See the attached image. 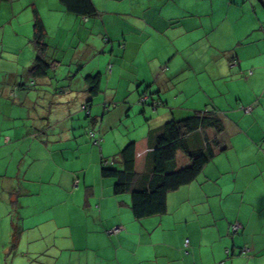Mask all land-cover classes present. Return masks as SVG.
<instances>
[{"label":"crops","instance_id":"0c3cea01","mask_svg":"<svg viewBox=\"0 0 264 264\" xmlns=\"http://www.w3.org/2000/svg\"><path fill=\"white\" fill-rule=\"evenodd\" d=\"M91 2L92 17L58 0L0 2V264H264V0ZM34 11L50 65L37 77ZM206 110L223 121L220 146L164 213L135 218L100 174V141L113 156L146 136L151 150L165 121ZM129 116L145 120L139 134L119 129Z\"/></svg>","mask_w":264,"mask_h":264},{"label":"trees","instance_id":"16d2710c","mask_svg":"<svg viewBox=\"0 0 264 264\" xmlns=\"http://www.w3.org/2000/svg\"><path fill=\"white\" fill-rule=\"evenodd\" d=\"M58 1L66 11L76 16L92 17L96 14L91 0ZM32 27L36 56L29 74L37 77L45 75L50 65L45 59L47 44L44 41V30L35 11ZM85 79L89 83L87 92L94 96L99 92L98 73L86 75ZM84 105L87 109L89 103ZM205 129H211L213 136L209 138L204 135L202 142L192 147L187 142V136L195 131L204 132ZM223 129V121L214 110L196 111L180 119L171 118L159 128L151 150L148 149L146 136L130 140L118 151L116 161H100V174L113 179V193H129L130 209L135 218L162 214L166 210L167 192L196 178L220 146L217 135ZM179 151L188 159V163L181 167H177L175 159ZM147 157L150 158V170L146 173L143 167ZM16 235L17 228L13 226L11 246L15 243Z\"/></svg>","mask_w":264,"mask_h":264},{"label":"rangeland","instance_id":"374dc122","mask_svg":"<svg viewBox=\"0 0 264 264\" xmlns=\"http://www.w3.org/2000/svg\"><path fill=\"white\" fill-rule=\"evenodd\" d=\"M81 118H84V119H87V117L84 115V113H82L81 114V116H80ZM131 116H129V117H125L126 119H125V121H122L120 124H119V129H121V130H126V124H129V127H131L130 128V132H132V131H136V133L135 134H139V133H137L138 131H139V127L140 126H138V122L139 121H141V120H143V122L145 121L143 118H141L140 117V120H139V117H133L132 119L130 118ZM138 118V119H137ZM133 120V124L131 123V121ZM136 136H138V135H136ZM100 145H101V147H102V156L104 157V159H106V160H114V161H116L117 159V156L116 155H107L106 153H105V150H104V144H103V140L102 141H100ZM97 147V146H96ZM84 155V154H83ZM82 155V156H83ZM100 155H98V161L100 160ZM80 160H82V161H84V164L86 165V164H88V163H90L91 161V159H90V155H89V153H88V150H86L85 151V157L83 156V157H81V159ZM149 161H150V158L149 157H147L146 158V160H145V168H144V171H146L147 170V168H148V165H149ZM80 163V161H79V159H77V165Z\"/></svg>","mask_w":264,"mask_h":264},{"label":"built area","instance_id":"2783aa9c","mask_svg":"<svg viewBox=\"0 0 264 264\" xmlns=\"http://www.w3.org/2000/svg\"><path fill=\"white\" fill-rule=\"evenodd\" d=\"M247 73H250V71L248 70ZM145 99H146V94H142V95L139 96L138 102H139V103H142ZM81 107H82V108H86L85 105H82ZM86 112H88V110H86ZM87 135H88V137L91 139V141H92L93 144L98 145L99 140H100V138H99L98 135H96V134H95L93 131H91V130L87 131ZM120 228H121L120 226L116 225V226H114V227L108 229L106 232H107L108 234L116 233V232H118V231L120 230ZM240 228H241V225H240L239 223H237V222H234V223H232V224L230 225L231 232H236V231H238ZM241 251H244V249H242ZM228 252H229V250H226V253H228Z\"/></svg>","mask_w":264,"mask_h":264},{"label":"water","instance_id":"95a60500","mask_svg":"<svg viewBox=\"0 0 264 264\" xmlns=\"http://www.w3.org/2000/svg\"><path fill=\"white\" fill-rule=\"evenodd\" d=\"M147 96V95H146ZM88 115V112L86 113Z\"/></svg>","mask_w":264,"mask_h":264}]
</instances>
